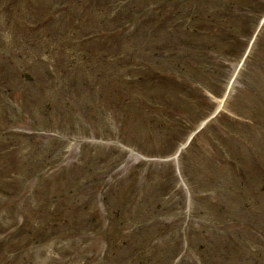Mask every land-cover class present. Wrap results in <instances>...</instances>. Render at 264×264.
Masks as SVG:
<instances>
[{
    "label": "rangeland",
    "instance_id": "obj_1",
    "mask_svg": "<svg viewBox=\"0 0 264 264\" xmlns=\"http://www.w3.org/2000/svg\"><path fill=\"white\" fill-rule=\"evenodd\" d=\"M124 10L0 0V264H188L189 249L264 264V24L226 98L201 79L208 113L221 105L202 126L169 87L165 116L132 110L118 130L116 86L146 68L115 53Z\"/></svg>",
    "mask_w": 264,
    "mask_h": 264
},
{
    "label": "trees",
    "instance_id": "obj_2",
    "mask_svg": "<svg viewBox=\"0 0 264 264\" xmlns=\"http://www.w3.org/2000/svg\"><path fill=\"white\" fill-rule=\"evenodd\" d=\"M192 10L194 11V15H197L199 11H202L201 8L199 7H193ZM174 11H177L178 12V9H175ZM197 26V24H195ZM225 31H223L224 33ZM186 39H190L191 38V35H187L185 36ZM194 48V47H192Z\"/></svg>",
    "mask_w": 264,
    "mask_h": 264
}]
</instances>
